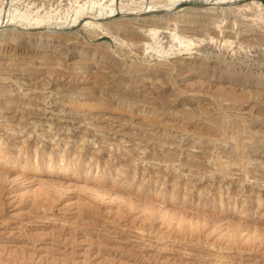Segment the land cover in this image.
Listing matches in <instances>:
<instances>
[{
  "label": "rangeland",
  "instance_id": "obj_1",
  "mask_svg": "<svg viewBox=\"0 0 264 264\" xmlns=\"http://www.w3.org/2000/svg\"><path fill=\"white\" fill-rule=\"evenodd\" d=\"M0 31V264H264V0H0Z\"/></svg>",
  "mask_w": 264,
  "mask_h": 264
},
{
  "label": "bare ground",
  "instance_id": "obj_2",
  "mask_svg": "<svg viewBox=\"0 0 264 264\" xmlns=\"http://www.w3.org/2000/svg\"><path fill=\"white\" fill-rule=\"evenodd\" d=\"M218 2V1H217ZM254 3V2H253ZM256 5V4H255ZM246 6V5H245ZM80 7H82V6H80ZM84 7V6H83ZM80 9V8H79ZM17 12V11H16ZM15 12V13H16ZM31 16V15H30ZM17 17V16H16ZM23 17V16H22ZM25 18V17H24ZM39 20V19H38ZM36 23V22H35ZM154 32L155 31H153V34H154ZM1 35H3V33H2V31H0V40H2L3 38H1ZM155 35V34H154ZM184 45V44H183ZM46 54V53H45ZM45 54H42V55H45ZM41 55V56H42ZM48 58V57H47ZM58 65H60V64H58ZM34 70L35 69H33V72H34ZM30 71H32V70H30ZM78 75V74H77ZM60 89V88H59ZM75 95H77V94H75ZM80 95V94H79ZM54 98V97H53ZM57 98V97H56ZM63 101V100H62ZM80 102V101H79ZM54 103V102H53ZM62 104V103H61ZM5 107V106H4ZM25 107V106H24ZM12 109V108H11ZM34 110V109H33ZM48 110V109H47ZM58 110V109H57ZM60 110V109H59ZM59 110H58V112H59ZM16 111H18V110H16ZM21 112V111H20ZM61 113V112H60ZM16 114V113H15ZM23 115V114H22ZM54 118V117H53ZM1 150H2V148H0ZM1 150H0V152H1ZM2 153V152H1ZM0 153V154H1ZM7 154H9V153H7ZM16 154V153H15ZM24 154V153H23ZM11 155V154H10ZM190 155V154H189ZM12 156V155H11ZM18 156V155H17ZM51 157H52V155H51ZM10 158V157H9ZM6 159L5 161H3V162H5L4 164H6L5 166H7V165H11V167H9V168H7V169H5V170H3L2 168L0 169V178L1 179H7L9 176H13V175H15L16 177H18V176H21V172L23 173V170L21 171V168H25V167H27V164L25 163V162H16V161H14V160H12V159ZM61 158V157H60ZM192 159H194V158H192ZM26 160H27V158H26ZM52 160V159H51ZM2 162V163H3ZM52 162V161H51ZM63 162V161H62ZM198 162V161H197ZM200 162V161H199ZM198 162V163H199ZM193 163V162H192ZM158 164V163H157ZM203 164H205V163H202V165ZM14 165H16L17 166V168L16 169H12V167L14 168V167H16V166H14ZM195 165V164H194ZM195 167V166H194ZM198 167V166H197ZM205 167V166H204ZM33 168H34V166H33ZM192 169V168H191ZM31 170V169H30ZM32 170H34V172H36V173H38V174H44V173H46L45 175H50L49 173H51V171H55L54 173H53V175H54V177L55 178H57L56 180H58V179H60V180H67V179H69L70 177H71V175H78V172L76 171V169H72V168H70L69 166H65V165H62V166H53V164L52 165H49L47 168H42V167H36L35 169H32ZM207 170V169H206ZM21 171V172H20ZM17 174V175H16ZM14 177V176H13ZM9 178H11V177H9ZM52 179V178H51ZM53 180H54V178H53ZM60 180H58L59 182H60ZM52 181V180H51ZM55 181V180H54ZM95 181V180H94ZM96 182V181H95ZM99 182V181H98ZM164 190V189H163ZM229 190V189H228ZM141 190H139V192H140ZM162 191V190H161ZM161 191L159 192V194L158 195H160L161 194ZM158 193V192H157ZM162 195V194H161ZM215 195V194H214ZM174 199V196H171V200H173ZM201 201V200H200ZM221 202V201H220ZM198 203H199V201H198ZM155 204V203H154ZM153 205V204H152ZM151 205V206H152ZM199 205L200 204H198V207H199ZM202 205V204H201ZM204 205V204H203ZM206 205V204H205ZM195 208V207H194ZM239 215V214H238ZM241 215V214H240ZM211 216V215H210ZM236 218V217H235ZM239 223V222H238Z\"/></svg>",
  "mask_w": 264,
  "mask_h": 264
}]
</instances>
